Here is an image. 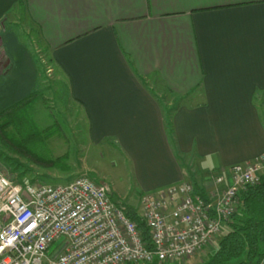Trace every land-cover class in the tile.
Masks as SVG:
<instances>
[{
    "label": "crops",
    "instance_id": "1",
    "mask_svg": "<svg viewBox=\"0 0 264 264\" xmlns=\"http://www.w3.org/2000/svg\"><path fill=\"white\" fill-rule=\"evenodd\" d=\"M0 38V114L63 88L137 197L264 153V0H0Z\"/></svg>",
    "mask_w": 264,
    "mask_h": 264
},
{
    "label": "built area",
    "instance_id": "2",
    "mask_svg": "<svg viewBox=\"0 0 264 264\" xmlns=\"http://www.w3.org/2000/svg\"><path fill=\"white\" fill-rule=\"evenodd\" d=\"M212 178L204 198L186 180L140 196L135 209L152 243L146 248L136 224L111 202L105 185L88 176L51 186L0 173V264L187 261L220 234L240 194L264 178V153ZM59 240L61 246L49 255Z\"/></svg>",
    "mask_w": 264,
    "mask_h": 264
},
{
    "label": "rangeland",
    "instance_id": "3",
    "mask_svg": "<svg viewBox=\"0 0 264 264\" xmlns=\"http://www.w3.org/2000/svg\"><path fill=\"white\" fill-rule=\"evenodd\" d=\"M36 57L40 72L41 66L44 69L48 65L46 61L41 65L38 54ZM58 91L59 94L51 96L44 94L42 98L39 96V101L31 109L20 108L12 118H9L11 124L5 129L1 124L8 116L2 118L0 173L17 182L21 177L26 181H38L51 186L66 184L77 176L86 175L93 181L104 184L127 205L136 208L142 194L137 197L131 191L135 183L130 164L119 154L108 151L105 146L94 145L91 142L89 125L82 113L83 110L69 101L63 88ZM171 102L174 104L176 101ZM62 156H65L63 165L55 166L54 162L55 167L34 160L37 158L41 161H50ZM217 174L214 169L206 172L208 178ZM193 178L189 179L190 183L200 181L196 174ZM222 232L221 229L220 234L195 257L174 264H200L206 261L214 251L217 238ZM61 244L62 240L55 242L48 254L51 255ZM234 263L233 260L227 264Z\"/></svg>",
    "mask_w": 264,
    "mask_h": 264
},
{
    "label": "trees",
    "instance_id": "4",
    "mask_svg": "<svg viewBox=\"0 0 264 264\" xmlns=\"http://www.w3.org/2000/svg\"><path fill=\"white\" fill-rule=\"evenodd\" d=\"M9 68V60L2 51L0 38V74H6ZM37 101L38 95L34 92L27 99L1 113L0 122L4 116H8V119L2 122L1 127L3 129L9 127L11 124V119L9 120V118H12L15 112L23 107L31 109ZM174 108L175 107H171L165 112L168 128L170 127L168 116H170V112H172ZM34 160H36V162L40 161L48 166H54L53 163L55 162V166H57L63 165L62 161L65 160V156L50 161L43 160L44 162L37 158ZM20 179L23 178L19 177V180ZM193 187L196 194L203 198L205 197V192L200 186L193 184ZM106 188L111 202L120 209L127 218L136 224L145 247L151 248L152 243L149 236V229L138 215L137 210L133 206L127 205L123 200H120L108 187ZM221 229L223 232L217 238L214 251L208 256L206 261L200 264H227L233 260L235 261L234 264H261L264 260V178L259 184L249 187L245 192L240 194L239 205L236 212L222 225ZM174 263L176 262L162 264Z\"/></svg>",
    "mask_w": 264,
    "mask_h": 264
}]
</instances>
